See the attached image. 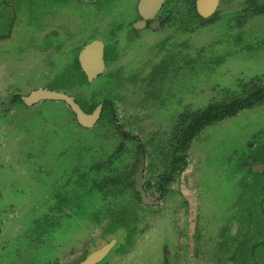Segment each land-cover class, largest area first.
Here are the masks:
<instances>
[{"label":"rangeland","instance_id":"rangeland-1","mask_svg":"<svg viewBox=\"0 0 264 264\" xmlns=\"http://www.w3.org/2000/svg\"><path fill=\"white\" fill-rule=\"evenodd\" d=\"M230 1H225L228 7H224V16L217 15L210 21L194 16L192 29L182 23L183 11L177 2L170 5L172 22L160 31L145 30L140 39V34L132 35L122 26L118 30L119 45L127 43L129 57L126 46L120 48L119 58L112 61L107 70L108 74L117 73L122 78L116 84L112 77H98L90 85L81 86L82 82H77L78 74L76 79L71 77L73 67L50 59L59 51L60 44L70 46H66L68 40H62V31L49 40L46 27L55 23L64 32L57 26L60 20L68 31L72 26L71 18L76 16L81 27L93 32L95 24L97 33L109 34L110 26L100 22L101 15H113L123 23L135 8L136 0H0V70L21 89L41 86L71 89L86 101L93 95L112 97L118 122L144 139L142 142L150 153L149 162L155 156L153 151L158 142L166 141L169 135L170 130L162 128H172L186 104L199 108L208 102L241 95L249 90L248 86L239 84L246 76L248 79L263 74L260 85L264 86V14L246 13L244 23L239 25L234 11L240 4ZM101 27L104 31H100ZM53 33L56 34V30ZM127 37L133 42L130 45ZM162 40L168 43L163 45ZM52 43L49 54L42 52ZM61 59L66 63L64 57ZM113 84H116L114 88ZM11 85L6 83L5 86ZM2 92L0 110L12 104L14 95L9 87H2ZM77 98L82 103V98ZM59 103L47 100L22 107L13 114L15 125L11 134L0 142V264H72L85 252L105 242L102 232L106 221L94 223L93 192L91 189L84 192L85 186H78L82 175L76 169V159L82 154L85 156L81 161L91 162L93 159L86 153L92 150L96 155H108L118 148L122 137L115 123L109 125L106 119V128L102 124L93 128L79 125L70 110L59 108ZM105 136L112 141H103ZM258 141H264V106L241 111L200 133L189 151L188 169L174 184L184 194V199L174 192L159 207L140 205V222L146 229L135 236L130 251L115 250L112 255L118 264H133L138 253L165 237L168 225L154 235L157 219L161 218L160 222L165 224L166 213L173 210L177 214L172 212L176 232L187 236V242L173 244L176 254L170 255L172 264H189L196 259L214 264L216 259L205 255L200 238H196L203 235L206 228L199 208L210 238L220 224L225 229L233 225L232 211L238 207L244 185L261 184L256 179L247 180L252 174L246 165L250 144H260ZM125 145L123 154L126 153L124 157L130 161V166L136 161L138 143L127 141ZM155 150L157 152V148ZM250 161L264 164L255 153ZM195 169L193 183L199 187L200 202L197 192L189 188V177ZM114 203L117 204L112 211H122L126 200L120 195ZM120 217L127 216L122 213ZM182 218L187 235L180 230L184 228L178 222ZM122 224L113 226L118 229L112 233L121 243L126 240L124 225L128 223L122 221ZM178 239L176 237V241ZM179 249H187V257L179 255ZM256 249L259 251L256 258H244V264H264L263 245L259 243ZM109 258L110 253L106 259ZM156 258L145 257L138 263L155 264Z\"/></svg>","mask_w":264,"mask_h":264},{"label":"flooded vegetation","instance_id":"flooded-vegetation-1","mask_svg":"<svg viewBox=\"0 0 264 264\" xmlns=\"http://www.w3.org/2000/svg\"><path fill=\"white\" fill-rule=\"evenodd\" d=\"M160 4L159 6L155 7L154 10H148L146 11L147 16H144L139 8V4L141 0H136L135 8L133 9L132 13H129L127 20L122 21L118 17L111 16H103L101 15L100 22L104 21L108 29H110L109 34L107 33H97V25L95 26V31L91 32L88 30V27H81L79 25V17L74 16V19L71 18V25L69 27V30H65V26L63 23L59 20L57 22V26L64 29L59 30L56 27V24H50L46 27L48 39L52 40V37H55L59 35L62 31V40L66 41L68 40L65 47L60 44L59 51L52 52L53 55L50 57V59L53 62H56L58 64H67L68 67H73L74 72L71 74V77L76 79V74H78V81L82 82L81 86L83 84L85 86L90 85L91 82H93L98 77H107V78H114L116 84L119 82L120 78H122V75H119L117 73H111L108 74V67L112 61H115L119 58L120 54V48H124L125 46V52L126 56L129 57L127 54V50L129 46L127 43L120 44V38L118 36V30L121 29L122 26H124L126 32L130 34H140L139 37L141 39L142 32L145 30H154V31H160V29H163L167 24L172 22V16L173 13L170 11L171 7L170 5L172 3L175 4L177 2L183 11V24L188 28H193V21L194 16L198 17L205 21H210L214 19L217 15H223L225 14L224 7H228L225 5L226 0H218L217 6L214 10V12L209 16H203L199 10L197 2L198 0H159ZM235 2L237 5L240 4L239 9H235L234 16L236 18V23L239 25H242L246 19V13L248 14H255V15H263L264 14V0H231L230 3ZM224 10V12H223ZM244 13V14H243ZM256 17V16H255ZM254 17V18H255ZM253 19V18H252ZM250 19V20H252ZM247 23V22H245ZM90 26V24H89ZM104 27V26H103ZM106 27V28H107ZM240 28L244 27L239 26ZM56 30V34L53 33V31ZM100 31H104L101 27ZM128 44L130 45L131 39L128 38ZM102 41L103 42V60H104V68L102 71L97 73L92 79H89L88 74L83 68L82 61H81V53L85 49V47L92 43L93 41ZM1 41V40H0ZM54 41V40H53ZM161 41V44L165 45V43H168L167 40ZM64 43V42H63ZM137 43V42H136ZM161 44H159L158 48H160ZM73 46V47H72ZM53 43L50 44L49 48H46L45 51L42 50L45 54H49V51H52ZM72 48L73 50L71 52H68V50ZM49 50V51H48ZM61 56L64 57V60L66 63H63V60L61 59ZM126 60H130L127 58ZM69 64H68V62ZM145 61V60H144ZM143 61V62H144ZM146 65H148L149 60H146ZM142 65H145L143 63ZM68 68V69H70ZM67 72V71H66ZM64 73V72H63ZM144 71L141 73V76L143 77ZM263 74H256L251 76L247 79V76L245 77L246 80H242L239 82V84L244 87L248 86L249 90H245V92L241 95H235L232 98L224 99L221 101H213L205 103L202 107L199 108H193L191 103L186 104L185 109L181 111L172 128H162L164 131H168L169 135L167 137L166 141H159L156 148L154 149L155 156L150 158V161L148 162V156H149V150L146 146L144 139H142L138 135H134L128 130L124 129L122 125L118 122V115H117V109H116V102L115 100L108 96H102L101 98H96V95H93L92 99L90 101H86L84 97L80 94H74L71 89L66 90L65 88L60 89H51V88H45V87H36L33 89H21L18 88L16 83H14V80L10 78L9 75L6 73H2V70H0V99L2 94V87L6 88L9 87L11 91H13V97H12V104L9 107H5L4 110H0V142L5 141V139L11 134L12 129L14 127V118L13 114L18 113L20 110H22V107H32L37 104H40L42 101L47 100H53V101H59V108L66 107L70 110L72 118L75 122H77L79 125L93 128L97 125H104L106 128L107 125L104 124V120L106 119L108 124L115 123L117 127L118 133L121 135V143L123 144L122 152L124 151L125 142L127 141H136L138 143L142 144L140 147L139 152H137L138 147L136 149L137 157L136 161L130 164L129 160H126L124 155L122 153V156L116 160V163L111 162V158L109 155H96L94 154V150H92L89 153H86L89 155L93 160L91 162H83L81 161L82 154L77 156L76 159V169L79 170V173L82 175L81 178H79L78 186L83 188L85 186V190L91 189L93 192L94 197V209H95V216L96 220H94V223L97 222H103L105 223V229L102 232V236L105 239V242L101 245L95 247L91 251H87L84 253V255L73 262L72 264H77L81 260H83L87 255H89L91 252L101 248L105 244L111 242L114 240L113 245L111 246L110 250L107 252V254L99 260L96 264H118L119 261L114 259V256L112 255L115 250H118L120 253H126L130 251L136 241V235H138L140 232L145 231V227L141 224L140 220V212H138V209H140V205L143 207L148 206H154L159 207L163 203L164 199L169 196L170 194L176 192L179 194V196H182L184 199V194L177 190L174 187V184L184 175L186 170L189 166V151L193 147V143L195 138L200 134L203 133L206 129H208L211 125L218 123L220 121H223L230 117H235L238 115L241 111H252L255 109H259L263 107L264 105V99L261 101H258L254 103L251 106L244 107L240 110H238L236 113L231 114L229 116L214 120L208 124H206L199 132L198 134L191 140L190 147L187 151V164L184 167L183 170H180L178 172H171L169 168V173L167 176L169 177L168 180H164V184H161V175L164 173L162 172V165L160 162L161 154L164 151L162 144H167L168 141H178V139L175 137V129L177 125H180L181 123H184L185 125L190 120L192 113L197 110H202L209 106L210 104H225L228 102H231L235 99L241 98L242 96L247 95L250 93V89L257 84L258 87H264L263 85H260L262 82V77H260ZM14 76H16L14 74ZM116 77V78H115ZM142 79V78H141ZM140 79V81H141ZM261 80V81H259ZM6 83L12 84L11 86H5ZM13 83L16 87L13 86ZM116 84L112 85L111 87L114 88ZM39 89H46V90H52L57 92H62L67 94L68 96L72 97L74 101L79 104V106L86 112V113H92L99 105H102L101 112L99 115L98 120L92 125V126H85L81 124L77 112L72 108V105L63 97L58 96L56 98L52 97H43L40 98L38 101L35 102H29L27 98L32 94V92L39 90ZM100 89V88H99ZM77 97L82 98V103H80L77 99ZM95 98V99H93ZM105 104H108L105 106ZM145 116V115H143ZM147 116V115H146ZM11 123V126L9 124ZM179 123V124H178ZM156 127V126H155ZM103 141H112V139L108 137H104ZM260 144H250L251 152L247 155V162L246 165L251 171V175L248 176L247 180L253 181L256 179V181H260L261 184L257 183L256 185H248L243 187V193L242 198L239 200L238 207L232 211V221L234 222L233 225H230L228 228L222 227L220 224L218 231L214 234H211V238L209 237L208 232V225L206 222H204V218L202 217L201 208H199L200 211V217L203 223L205 224V232L201 236H197L196 238H200V242L203 246V249L205 251V255L209 256L212 255L216 261L214 264H244L245 260L242 259H248V258H256V253H259L257 251L256 247L259 243H261L264 247V186H262V181H264V164L257 163L255 161L251 162L252 158H254V153L256 154V157L259 159L264 160V141H258ZM164 144V145H165ZM174 150V147H172L171 152ZM142 157H144V160L142 161ZM252 157V158H251ZM118 163H122V169L121 172H123L124 176H130L133 180V185L130 184L129 179H126L124 181V184L122 187H113L111 182V177L113 174V166L118 167ZM152 163V165H151ZM87 164V165H86ZM253 166V170H252ZM143 168V189L139 190L136 185V174L138 171ZM152 168V169H151ZM197 169L194 170V174L189 177V188L195 193L199 195V202H200V194L198 193L199 187H197L196 184L193 183V177L196 174ZM151 176V174H153ZM163 176H166V174H163ZM131 180V179H130ZM82 193V192H81ZM80 193V194H81ZM120 195H123V199L126 200V203H124L125 207L122 211H119L118 209L112 211L113 207L117 204L114 203L115 198L119 197ZM147 196L151 199V202H145L144 196ZM63 198V196H62ZM60 198V202L62 200ZM127 199L134 200L133 202L127 201ZM68 201V198L66 199ZM96 202V203H95ZM64 204V202H63ZM115 204V205H114ZM106 208V212H103V209ZM243 211V213H241ZM176 214V211H169L166 213V223H161V218L158 221V224L154 230V235H157L158 233L162 232V228L164 225L169 226V230L166 232L167 234L163 238H159V240L152 243V245L144 251V249L137 254V258L135 257L133 264H139L138 261L144 259L145 257L148 258L150 256H153L157 258L155 260V264H172V259H170V255L176 254V250L173 249V244H176L175 242L181 243L182 241L187 242V236L177 234L176 232V224H174V215ZM124 213L127 217H120L121 214ZM169 215V219L168 216ZM176 219V218H175ZM172 220V222H171ZM122 221L127 222V225L125 226V229L127 230V236L126 240L121 243L116 235H113L112 233L117 230L118 228H114L113 226L117 225H123ZM177 222V220H176ZM179 224L184 227L180 230L184 231V233L187 235L186 231L187 228L185 227L186 222L185 220L179 219ZM93 224V222H92ZM185 224V225H184ZM129 225V226H128ZM184 225V226H183ZM231 229V231H228V229ZM200 228H198V234H201ZM176 237L179 238L176 241ZM189 238V236H188ZM153 240H155L153 238ZM210 243V244H209ZM190 244V243H189ZM119 247V248H118ZM176 247V246H175ZM110 253V258L106 259L107 255ZM261 253H264L262 251ZM194 254V253H193ZM179 255L182 257H187L188 250L186 249H179ZM142 256L143 258H139ZM197 256V255H196ZM188 264V263H187ZM189 264H208L206 262L200 261L198 259L192 261ZM254 264H258V262H255Z\"/></svg>","mask_w":264,"mask_h":264},{"label":"trees","instance_id":"trees-1","mask_svg":"<svg viewBox=\"0 0 264 264\" xmlns=\"http://www.w3.org/2000/svg\"><path fill=\"white\" fill-rule=\"evenodd\" d=\"M264 99V87H258L255 84L254 87L250 89V93L241 98L235 99L231 102L225 104H210L206 108L202 110H197L192 113L190 120L185 125L181 123L177 125L175 129V137L178 141H168L167 144H162L164 151L161 154L160 162L163 174L161 175V184L165 185L164 180H168L169 177L167 174L169 173V168L171 172H178L183 170L187 164V151L190 147L191 140L198 134V132L208 123L229 116L231 114L236 113L238 110L253 105L254 103L261 101ZM108 104H105V106ZM107 107V106H106ZM179 124V123H178ZM142 144L139 143V147L137 152H139ZM122 147L123 144L120 143L118 148L115 149L112 153L108 154L111 158L112 163H116V160L122 156ZM172 147L174 150L171 152ZM152 165V163H151ZM153 166V165H152ZM122 167L120 163H118V167L113 166V174L111 177V182L113 187H122L124 181L129 179L130 184L133 185L132 177L124 176L123 172H121ZM152 169V168H151ZM154 175L151 174V176ZM131 179V180H130Z\"/></svg>","mask_w":264,"mask_h":264},{"label":"water","instance_id":"water-1","mask_svg":"<svg viewBox=\"0 0 264 264\" xmlns=\"http://www.w3.org/2000/svg\"><path fill=\"white\" fill-rule=\"evenodd\" d=\"M218 0H198V10L203 16L211 15L216 6ZM159 0H141L139 4V8L144 16H147L146 11L154 10L155 7L159 6ZM81 61L84 70L89 76V79H92L97 73L103 70L104 68V60H103V42L102 41H93L92 43L88 44L85 49L81 53ZM61 96L65 98L71 105L72 108L77 112V116L81 122V124L85 126H92L99 118L101 107L99 105L92 113H86L80 106L77 104L74 99L68 96L65 93L46 90V89H39L34 92L27 98V100L31 102L38 101L40 98L43 97H52L56 98ZM144 157H142V161ZM143 168H141L138 173L136 174V185L139 190L143 189ZM145 202H151V199L144 196ZM114 240L105 244L101 248L91 252L87 255L83 260H81L77 264H96L99 260H101L107 252L110 250L111 246L113 245Z\"/></svg>","mask_w":264,"mask_h":264}]
</instances>
